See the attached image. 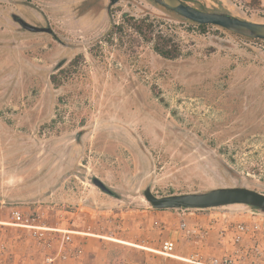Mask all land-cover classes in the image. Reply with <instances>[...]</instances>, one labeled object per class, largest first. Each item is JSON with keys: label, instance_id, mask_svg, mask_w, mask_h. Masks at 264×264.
<instances>
[{"label": "rangeland", "instance_id": "rangeland-1", "mask_svg": "<svg viewBox=\"0 0 264 264\" xmlns=\"http://www.w3.org/2000/svg\"><path fill=\"white\" fill-rule=\"evenodd\" d=\"M184 1L264 24V7L249 0ZM131 18L173 36L181 58L156 54L123 26ZM148 187L264 194V42L204 31L151 0H0V264L46 255L39 230L11 225L16 209L40 215L34 226L69 231L82 259L62 264H190L160 253L167 240L183 258L227 252L189 244L181 221L202 219L151 208ZM210 212L250 215L245 206Z\"/></svg>", "mask_w": 264, "mask_h": 264}, {"label": "built area", "instance_id": "built-area-1", "mask_svg": "<svg viewBox=\"0 0 264 264\" xmlns=\"http://www.w3.org/2000/svg\"><path fill=\"white\" fill-rule=\"evenodd\" d=\"M183 214L194 211L181 210ZM201 212V211H197ZM26 212L19 209L13 211L15 220L11 225L25 228L37 229L38 242L46 253L42 264H62L69 260L80 261L82 249L74 243L69 231L52 229L48 226H34L31 222L40 219L26 218ZM183 238L189 244H197L199 247L210 246L211 231H217V248H222L224 242L232 245L230 251L225 252L221 257L208 261H202L199 253L183 258L190 264H264V214L250 213L245 221H232L230 216L211 218L207 222H194L182 220L179 226ZM56 233L64 235L57 236ZM177 249V242L167 240L163 243L161 254L179 259L174 254Z\"/></svg>", "mask_w": 264, "mask_h": 264}, {"label": "water", "instance_id": "water-1", "mask_svg": "<svg viewBox=\"0 0 264 264\" xmlns=\"http://www.w3.org/2000/svg\"><path fill=\"white\" fill-rule=\"evenodd\" d=\"M152 1L195 24L215 26L245 38L264 41V24L245 21L232 15L201 11L184 0ZM21 25L31 32L44 31L24 22H21ZM93 184L105 194L114 195V192L100 179L94 178ZM144 197L150 207L157 211H206L232 206H245L250 213L264 214V194L245 187L218 188L204 193L167 196H157L153 193L152 188L148 187L144 192Z\"/></svg>", "mask_w": 264, "mask_h": 264}, {"label": "trees", "instance_id": "trees-1", "mask_svg": "<svg viewBox=\"0 0 264 264\" xmlns=\"http://www.w3.org/2000/svg\"><path fill=\"white\" fill-rule=\"evenodd\" d=\"M248 7L252 10L262 9V0H249ZM192 23V22H191ZM195 24V23H193ZM197 25L200 29L204 30L210 25ZM123 26L132 30L137 36H139L145 43L153 45V49L160 57L169 60L175 61L181 58L182 48L176 42L173 36L164 33L160 30V27L154 26L150 18L136 19L131 18L123 24ZM118 30H122L123 27H115ZM52 82L59 86V82L56 76H52Z\"/></svg>", "mask_w": 264, "mask_h": 264}, {"label": "crops", "instance_id": "crops-1", "mask_svg": "<svg viewBox=\"0 0 264 264\" xmlns=\"http://www.w3.org/2000/svg\"><path fill=\"white\" fill-rule=\"evenodd\" d=\"M262 6L264 7V0H262ZM233 207V206H232ZM219 209H227V207H225V208H217V210H219ZM181 211V210H180ZM206 211H211V210H206ZM206 211H201V212H203V214H196V213H198L197 211H194L193 213H188L187 215H195V216H198L200 219H202V221L203 222H207L208 220H210L211 218H216V217H220V215H221V212H210V213H207L206 214ZM225 212V211H224ZM186 215V214H185ZM224 215H226V216H228V214L227 213H225ZM247 219H248V216H247ZM189 222H191V223H194V220H192L191 221V219L190 218H188L187 219ZM210 234H211V241H210V246H214L213 248H217V231L215 230V231H211L210 232ZM110 240V239H109ZM114 241H115V239H114ZM134 245V244H133ZM101 246H102V243H101ZM132 246V245H131ZM136 246V245H135ZM142 247V246H141ZM139 248V247H138ZM146 249V250H151V249H149V248H146V247H142V248H140V249ZM232 248V245L230 244V243H228V242H224V245L222 246V250L223 251H230V249ZM153 251V250H152ZM99 256H100V253L98 252L97 253V257L99 258ZM102 257H105L104 256V254H102L101 255V258ZM179 259H182V260H184L182 257H179ZM79 264H87V262L86 261H84V262H81V263H79Z\"/></svg>", "mask_w": 264, "mask_h": 264}, {"label": "flooded vegetation", "instance_id": "flooded-vegetation-1", "mask_svg": "<svg viewBox=\"0 0 264 264\" xmlns=\"http://www.w3.org/2000/svg\"><path fill=\"white\" fill-rule=\"evenodd\" d=\"M152 1V0H151ZM155 3V2H154ZM157 4V3H156ZM162 7V6H161ZM164 8V7H163ZM167 10V9H166ZM169 11V10H168ZM171 12V11H170ZM175 14V13H174ZM177 15V14H176ZM125 17H127V16H125ZM186 20V19H185ZM188 21V20H187ZM246 21V20H245ZM190 22V21H189ZM250 22V21H249ZM25 23V22H24ZM193 23V22H192ZM27 24V23H26ZM29 25V24H28ZM30 26H32V25H30ZM23 27V26H22ZM32 27H35V26H32ZM215 27V26H214ZM24 28V27H23ZM35 28H38V27H35ZM219 28V27H218ZM25 29V28H24ZM39 29H42V30H44L43 32H32V33H51L52 32V30H49V29H45V28H39ZM220 29H222V28H220ZM25 30H27V29H25ZM224 30V29H223ZM27 31H29V30H27ZM225 31H227V30H225ZM31 32V31H30ZM227 32H229V31H227ZM229 33H231V34H234V33H232V32H229ZM234 35H236V36H239V37H242V38H245V37H243V36H240V35H237V34H234ZM245 39H248V40H252V41H262V40H253V39H249V38H245ZM262 42H264V41H262Z\"/></svg>", "mask_w": 264, "mask_h": 264}, {"label": "bare ground", "instance_id": "bare-ground-1", "mask_svg": "<svg viewBox=\"0 0 264 264\" xmlns=\"http://www.w3.org/2000/svg\"><path fill=\"white\" fill-rule=\"evenodd\" d=\"M110 240H114V239H111V238H110ZM115 241H118V240H115ZM120 242H122V241H120ZM122 243L127 244V245L135 246V245H133V244H131V243H127V242H122Z\"/></svg>", "mask_w": 264, "mask_h": 264}]
</instances>
